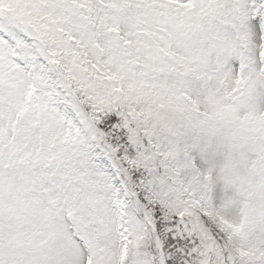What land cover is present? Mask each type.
<instances>
[{"label": "snow or ice", "instance_id": "obj_1", "mask_svg": "<svg viewBox=\"0 0 264 264\" xmlns=\"http://www.w3.org/2000/svg\"><path fill=\"white\" fill-rule=\"evenodd\" d=\"M0 264H264V0H0Z\"/></svg>", "mask_w": 264, "mask_h": 264}]
</instances>
